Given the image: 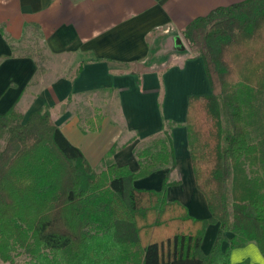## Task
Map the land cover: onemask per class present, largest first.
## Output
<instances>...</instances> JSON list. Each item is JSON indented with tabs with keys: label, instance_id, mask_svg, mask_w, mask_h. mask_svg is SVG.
<instances>
[{
	"label": "trees",
	"instance_id": "obj_1",
	"mask_svg": "<svg viewBox=\"0 0 264 264\" xmlns=\"http://www.w3.org/2000/svg\"><path fill=\"white\" fill-rule=\"evenodd\" d=\"M182 36L202 59L211 90L189 98L185 122L195 185L210 217L194 218L169 201L166 177L158 191L131 185L158 165L173 167L171 149L140 151L135 172L114 163L96 171L47 108L26 119L12 109L0 115L7 134L0 148L1 262L232 264L220 249L226 230L234 235L230 246L254 241L264 255V176L256 170L262 154L248 139L250 104L238 93H264V0L217 7L192 20ZM209 223L218 230L204 253Z\"/></svg>",
	"mask_w": 264,
	"mask_h": 264
},
{
	"label": "crops",
	"instance_id": "obj_2",
	"mask_svg": "<svg viewBox=\"0 0 264 264\" xmlns=\"http://www.w3.org/2000/svg\"><path fill=\"white\" fill-rule=\"evenodd\" d=\"M240 1L0 0V115L15 109L26 119L47 108L96 171L114 163L135 172L140 151L171 149L173 167L158 165L131 185L158 191L166 177V198L207 219L185 122L189 98L211 90L202 59L190 52L182 30ZM217 230L218 223L206 226L204 253ZM223 235L220 249L230 263L264 264L254 241L230 246L233 233Z\"/></svg>",
	"mask_w": 264,
	"mask_h": 264
},
{
	"label": "rangeland",
	"instance_id": "obj_3",
	"mask_svg": "<svg viewBox=\"0 0 264 264\" xmlns=\"http://www.w3.org/2000/svg\"><path fill=\"white\" fill-rule=\"evenodd\" d=\"M43 47L37 44L38 54H42ZM194 54L193 52H191ZM159 54H157L158 56ZM44 62L45 59L41 58ZM242 99L250 105H245V119H246V132L248 139L251 142H257L260 145V152L262 154V161L256 166L259 173L264 176V93L256 92L253 89H243L238 91ZM6 132L0 131V148L3 147L6 140ZM21 261V258L17 259ZM3 263V262H2Z\"/></svg>",
	"mask_w": 264,
	"mask_h": 264
}]
</instances>
